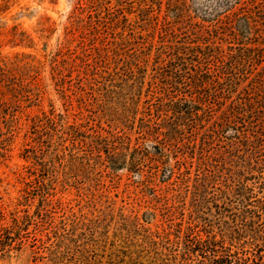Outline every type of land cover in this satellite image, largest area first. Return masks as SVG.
Masks as SVG:
<instances>
[{"label":"trees","instance_id":"obj_1","mask_svg":"<svg viewBox=\"0 0 264 264\" xmlns=\"http://www.w3.org/2000/svg\"><path fill=\"white\" fill-rule=\"evenodd\" d=\"M102 1L77 0L63 27V45L54 53L0 55V142L12 143L22 133L24 162L9 216L0 215V250L50 253L57 166L69 162L76 146L102 155L109 170L127 168L140 179L153 159L164 183L202 163V174H212L220 191L241 201L235 206L244 204L234 216L236 231H245L249 219L264 216V0L251 5L228 0L198 15L183 11L178 0H166L164 18L149 21L147 29L140 25L141 6L130 14L133 19L123 13L110 28L98 25L91 11ZM121 21L138 27H117ZM121 29L129 35L117 36ZM10 30L11 42H27L25 32ZM106 36L111 41L105 43ZM132 39L136 46L129 51L124 43ZM153 42L162 52L141 93L137 89L146 77L141 66L150 62ZM95 93L108 99L122 95L130 127L139 115L136 144L132 129L113 133L90 119ZM45 98L49 110L31 117L19 132L17 114ZM259 228L264 232V224Z\"/></svg>","mask_w":264,"mask_h":264},{"label":"rangeland","instance_id":"obj_2","mask_svg":"<svg viewBox=\"0 0 264 264\" xmlns=\"http://www.w3.org/2000/svg\"><path fill=\"white\" fill-rule=\"evenodd\" d=\"M116 1L117 4L114 0H106L105 4L102 1L91 11L95 23L110 28L111 21L123 13L128 20L133 19L130 14L141 6L145 11L144 23L140 25L147 29L149 21H161L167 10L166 0ZM178 1L183 11L198 15L228 0ZM76 2L0 0V55L54 53L63 45V27ZM255 2L258 0L244 1L248 5ZM13 26L18 32H25L27 42L9 40ZM130 26L135 25L121 21L117 27ZM116 35L127 37L129 32L121 29ZM106 37L105 43L111 41ZM92 42L93 39L85 44ZM135 43L132 39L124 44L132 51ZM75 45L66 43L65 47L74 49ZM150 52V62L141 66L144 76L146 73L137 89L141 93L148 90V76L155 67L154 60H159L155 55L162 52L157 42H153ZM117 60L121 61L122 57L118 56ZM90 98L96 103L90 107V119L95 124L98 122L106 131L119 134L132 129L134 141L139 115L130 127L122 95L108 99V95L95 93ZM54 107L58 108L55 100ZM48 110L49 102L45 98L37 106L25 108L22 116L18 113L19 132L31 117ZM21 145L22 133L12 143L0 142V215L6 212L9 216L8 204L20 188L17 175L24 165ZM118 145L121 147L120 142L115 147ZM125 153L128 159L130 151ZM99 155L89 147L80 150L76 146L69 162L57 166L58 200L52 209L56 240L50 253H32L25 247L5 248L0 250V264H264V232L259 228L264 224V216L249 219L250 226L237 232L234 213L235 209H243L244 204L235 206V201H241H233L229 191H220L212 174H202V163L199 168L194 165L189 175L178 180L175 176L164 183L155 175L153 159L144 164L147 173L140 179L127 168L109 170L104 157Z\"/></svg>","mask_w":264,"mask_h":264}]
</instances>
